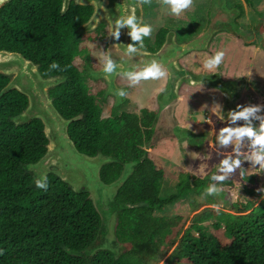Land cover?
Listing matches in <instances>:
<instances>
[{
	"label": "trees",
	"instance_id": "16d2710c",
	"mask_svg": "<svg viewBox=\"0 0 264 264\" xmlns=\"http://www.w3.org/2000/svg\"><path fill=\"white\" fill-rule=\"evenodd\" d=\"M61 3L12 0L5 4L0 8V51L16 52L39 64L44 77L66 76L65 83L49 92L53 106L65 119L82 115L68 127L80 153L101 152L118 161L101 169L104 183L116 180L124 163L139 161L115 198L120 207L116 236L124 250L119 255L100 251L91 258L83 256L95 239L99 216L87 194H75L54 175L47 176L46 191L35 186L24 167L44 155L47 141L39 120L19 126L10 121L27 104L25 96L12 90L0 98V264H144L143 258L162 245L174 247L175 264H264V197L254 208L249 202L238 205L236 214L206 207L193 215L180 238L174 225L181 217L153 215L189 192L204 194L211 206L215 194L205 195L204 189L215 171L202 178L181 172L175 192L160 198L165 172L147 151L152 148L155 112L141 107L138 112L102 117L100 93L90 91L84 68L74 64L85 53L80 49L82 36L74 33L92 9L71 2L60 15ZM262 28L264 37V19ZM103 33L106 36L105 27ZM165 34L159 29L154 47L148 50L157 51ZM86 62L91 63L89 58ZM53 63L58 67L51 68ZM7 82L0 75V90ZM253 85L264 105V82ZM223 186H231V181L225 180L220 189Z\"/></svg>",
	"mask_w": 264,
	"mask_h": 264
},
{
	"label": "rangeland",
	"instance_id": "374dc122",
	"mask_svg": "<svg viewBox=\"0 0 264 264\" xmlns=\"http://www.w3.org/2000/svg\"><path fill=\"white\" fill-rule=\"evenodd\" d=\"M141 3L143 9L142 24L150 25L152 32L149 37L144 38L143 47L140 49L148 50V48L154 47V35L159 29L173 31L176 34L177 42H187L199 37L209 26L211 0H193V5L184 10L180 16L170 15L168 8L162 5V0H141ZM226 8H238L241 11L240 16L235 19L237 35L219 31L212 36L205 51L191 52L180 59L179 64L194 72H218L222 81L231 82L233 85L230 84L223 92L205 86L189 87L182 85L179 91L181 100L175 107L174 119L179 126L192 132L193 145H189L187 139L171 137L152 143V148L147 150L155 160L156 165L165 172L160 190L161 199L175 192L177 178L181 172H189L202 178L211 171H215L216 164L223 159L224 155L232 152V145L225 148L215 144V133L222 127L229 126L226 120L221 121L213 114L215 105H220L224 113L235 109L237 105H260L259 91L253 83L255 81L264 82V37L260 35L263 29L264 0H226ZM100 26L102 29L97 30ZM98 27L95 29L96 32L93 30L91 31L93 33L88 32L82 35L80 49L84 50L85 53L77 57L74 62L80 70L83 68L85 70L86 65L95 70L103 66L101 56L106 53L107 46V33L105 36L103 30L105 27L108 32V27L103 22ZM130 43L134 44L135 42L130 40ZM217 51L224 53L220 65L211 71L204 69V60ZM87 58L90 59L91 63L86 62ZM85 77L90 91L97 95L100 93L98 99L102 108V117L114 116L111 111V103L103 96L104 92L101 97L104 89L101 82L103 80L93 81L86 75V71ZM165 82L166 75L158 80L149 79L131 86L129 81H122L121 83L132 89L129 92L130 97L133 96L137 102L139 99L137 96H140L141 99L144 98V101L141 100L140 106L137 105V107L156 112L155 96L163 89ZM120 106L116 114L137 111V107L133 105L132 101L122 107ZM201 114L205 119L201 118ZM242 123L243 121H237L236 125L233 126H239ZM252 123L255 125L258 122L252 121ZM247 150V141L245 140L240 151L244 153ZM258 167V165L255 166V168ZM240 168L244 172L240 175V169H237L230 174L227 180L231 181V186H223L214 195L211 206L204 194L196 195L189 192L182 199L162 210H154L153 215L157 217H181V220L174 225L178 232V238H180L188 228L193 215L206 207H213L231 214H236L240 204L245 205L249 202L253 204L254 208L261 203L264 197V193L258 191L264 189V171L259 172L258 169H254L248 161L242 162ZM248 191H253V193ZM206 230L208 232L211 230L210 224L207 225ZM116 241L117 251L121 253L124 250V245L118 239ZM223 242L226 243L227 241L223 239ZM173 248L165 245L158 247L154 253L143 258L144 264H175L172 259ZM90 255V253H83L86 258H90Z\"/></svg>",
	"mask_w": 264,
	"mask_h": 264
},
{
	"label": "water",
	"instance_id": "95a60500",
	"mask_svg": "<svg viewBox=\"0 0 264 264\" xmlns=\"http://www.w3.org/2000/svg\"><path fill=\"white\" fill-rule=\"evenodd\" d=\"M11 1L0 0V8ZM71 2L77 6L92 9L88 20L76 29L75 37L95 30L102 22L108 27L106 53L117 64V68L112 74H105L103 66L95 70L86 65L85 71L93 81L100 79L104 81L106 86L104 98L108 95L118 98L113 105V110L115 111L125 100L115 95L116 90L119 89L116 85V77L125 70L138 69L156 60L166 72V83L156 95L157 111L151 128L152 143L172 137L187 139L189 145H193L192 132L179 126L174 119L175 107L181 100L179 91L182 85L205 86L223 92L233 83L222 81L218 72H194L182 67L179 60L191 52L205 51L212 36L219 31H226L236 36L235 19L240 16L241 11L238 8L227 9L226 0H211L209 26L199 37L187 42H177L176 34L169 30L157 51L138 48L137 53L127 56L125 47L131 44L130 37L127 35L128 29L122 27L118 39H113L109 33L112 30V21L122 10L128 14L134 12L138 22L142 24L141 0H62L60 15L66 13ZM39 68V64L24 58L19 53L0 51V75L8 80L0 90V98L9 91L15 90L27 100L25 109L12 117L10 121L15 126H19L39 120L47 141L44 155L37 162L26 165L24 169L35 180L51 174L68 185L75 194H87L88 200L99 216L100 225L95 239L84 253H90V258L100 251L119 255L115 230L120 207L115 198L139 161L132 160L124 163L118 178L109 184L104 183L100 177L101 169L118 161L101 152L89 156L76 149L68 134V127L71 123L80 120L82 115L65 119L53 106V99L49 94L52 89L65 83L66 76L44 77ZM121 89L127 91L126 88ZM183 133L185 136L182 135Z\"/></svg>",
	"mask_w": 264,
	"mask_h": 264
},
{
	"label": "clouds",
	"instance_id": "9594fccd",
	"mask_svg": "<svg viewBox=\"0 0 264 264\" xmlns=\"http://www.w3.org/2000/svg\"><path fill=\"white\" fill-rule=\"evenodd\" d=\"M162 5L168 8L170 15L180 16L184 10L193 5V0H162ZM122 27L128 29L127 35L132 42H135L125 47V55L132 56L137 53L138 48L143 47L144 38L151 35L152 28L150 25L140 24L134 12L128 14L123 10L112 21V30L109 35L113 39H118ZM223 56L224 53L222 51H217L214 55L204 60L203 68L209 71L215 69L220 65ZM101 60L105 74H112L117 68V64L114 63L109 54L104 53L101 56ZM50 67L55 69L58 65L53 63ZM120 75L129 81L131 86L140 81L161 79L166 73L156 60H152L138 69L125 70ZM201 81L199 82L200 85ZM115 95L122 98L127 93L124 89H118ZM213 114L221 121L226 120L229 125L222 127L215 133V144L225 148L232 145V152L224 155L223 159L216 164V170L211 174L210 182L204 189L205 195L208 196L218 193L220 191L219 185L227 180L234 170L240 169L241 175L244 170L240 166L244 161L250 162L251 166L254 169H258L259 172L264 171V105H237L235 109L228 111L226 115L222 112L220 105H215ZM201 118L205 119L202 114ZM205 121L208 122L207 120ZM237 121H243V123L239 126H233L236 125ZM252 121L258 123L253 125ZM245 140L247 141L248 150L242 153L240 149ZM257 165L259 167L255 168ZM35 186L46 191L48 188L47 176L36 179ZM258 191L264 193V189H259Z\"/></svg>",
	"mask_w": 264,
	"mask_h": 264
},
{
	"label": "flooded vegetation",
	"instance_id": "af4514ba",
	"mask_svg": "<svg viewBox=\"0 0 264 264\" xmlns=\"http://www.w3.org/2000/svg\"><path fill=\"white\" fill-rule=\"evenodd\" d=\"M101 29H102L101 26L97 28V30H101ZM107 29H108V28H107ZM164 30H165V29H164ZM167 31H169V30H166V32H167ZM94 32H96V30H95ZM91 33H93V32H91ZM107 37H108V32H107V36H106V42H107ZM164 38H165V37H164ZM122 81H127V80H126L122 75H118V76L116 77V85H117V87H118L119 89H121V88H127V91H126L127 95H126L125 97H122V98L125 99V100H124L123 104H122L120 107L126 105L127 103L129 104L130 101L133 102V105H134L135 107H137V105L140 106V102H141V100L144 101V98L141 99L140 96H137V97H139L138 102L136 101L135 98L133 99V96H132V98H131L129 92L132 91V89H130L129 86L123 85V83H121ZM101 82H102V85H103V87H104V89H103V91H102V93H101V97H102V94H103V92H104V90H105V86H104L103 81H101ZM117 82H119V83H121V84H119V83H117ZM165 83H166V82H165ZM164 86H165V85H164ZM139 95H141L140 92H139ZM117 99H118V98H117ZM117 99H116V97H115L114 95H109L108 97H106V100H109V102L111 103V111H112L113 114H116L117 111H118V109H119V108H117L116 111H113V109H112V108H113V104H114V102H115ZM106 100H105V101H106ZM155 100H156V96H155ZM140 108H141V107H137V112L140 110Z\"/></svg>",
	"mask_w": 264,
	"mask_h": 264
}]
</instances>
